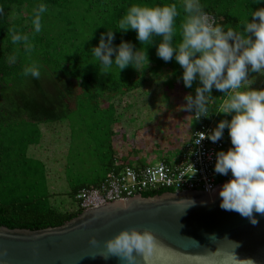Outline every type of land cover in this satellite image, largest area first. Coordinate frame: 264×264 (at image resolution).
<instances>
[{
    "label": "trees",
    "instance_id": "trees-1",
    "mask_svg": "<svg viewBox=\"0 0 264 264\" xmlns=\"http://www.w3.org/2000/svg\"><path fill=\"white\" fill-rule=\"evenodd\" d=\"M169 2H174V0H0V8L3 9V14L0 15V226L9 229L42 230L61 226L83 212L79 208L75 212H61L55 208L51 202L55 196L49 192L45 166L30 156V158L28 157L29 148L38 146L43 135L42 128L38 129V126L58 125L77 110L81 100H78L77 108L72 110L71 107L75 88L73 80L82 90L78 97L83 98L86 95H91V101H95V103L99 98L100 102L101 99L107 97L110 92L113 93V96L121 92V97L112 100V104H117L119 107L123 105L122 102L127 98V94L135 91L141 92L147 82L148 75L158 77L163 65L164 68H167V71L161 73V77L164 74V79H168L165 83L175 82L177 89L182 88V91L190 92H195L196 87L200 86V82L197 85L193 82L191 88H187L185 85L178 88L177 85L183 83V71L173 69L171 61H163L158 64L159 59H162L157 55V46L161 42V37L157 36L152 45L146 46L138 41L135 30L129 29L127 32H123L117 29L119 20L131 5L140 4L154 7L172 4ZM40 3H45L48 10L42 15V30L36 33L32 18L34 9ZM179 3L182 4V2ZM201 3L204 5L205 11L213 14L217 23L225 25L226 28L236 27L241 30L243 29L241 24L247 18L249 21L253 19L250 15L251 10L255 11L264 7V0H261L259 4L255 0H201ZM177 7L180 15L176 18L175 23L177 30L175 42L179 43L181 40L180 25L184 21L186 13H184L182 5H177ZM13 29L18 33L28 35L27 43L33 46L31 50L26 48L24 41L12 42ZM108 29H113L115 33L114 46L119 45L122 40L129 41L136 49L140 48L148 53L149 64H158L157 68L147 66L143 82L138 78L134 81L131 77L127 83H121L118 80L110 82L112 74L108 73L104 77L105 74L100 73L99 66L92 63L95 58L91 55V49L98 46L101 34L106 33ZM11 56H16L15 63L9 62ZM33 61L42 66L41 77L38 80L22 75L23 68ZM148 69L151 70L148 71ZM170 74L172 75L170 76ZM259 76L261 77L260 82L257 81ZM249 78H254V82L250 85L251 88L264 89V75L250 72ZM212 96L213 98L209 102L210 110L215 111L227 97L226 94L215 88L212 90ZM164 97L166 96L163 93V100ZM169 98L171 99V97ZM143 100L141 102L145 103ZM136 105L137 101L129 106L135 108ZM147 105L145 104V107ZM120 108L117 113L124 114L121 110L127 107ZM107 110L112 109L107 108ZM147 110L150 113L151 108L147 107ZM227 118L224 113L216 112H212L207 118L201 117L202 120L212 123L213 126H217L220 120ZM193 120L196 123V129L199 126V120H195L194 116ZM228 120L230 119L228 118ZM19 121V124L30 125L32 130L23 131L8 127ZM6 127L8 128L5 129ZM115 128L112 131V137L118 133ZM153 128L144 124L140 126L139 130ZM122 130L119 129L120 132ZM226 130L228 129L226 128ZM15 131L16 136L13 137ZM193 132L194 129L182 125L180 152L191 140ZM137 134L136 131L134 140L127 142L124 148H120L116 144L118 153L113 155L112 161L109 163L111 170L108 174L112 171L120 172L128 166H134L127 164L126 157L122 156L141 148L144 139L137 137ZM122 136H124L123 133ZM140 139L141 141H139ZM132 142L134 144L138 142V144L131 146ZM112 143H114V139ZM126 148L128 150L125 152ZM153 149L154 147H150L149 151H153ZM102 180L89 186H96ZM222 181L224 179L220 182ZM89 186L71 187L70 198L75 201L74 197L79 190ZM164 192L172 191L160 190L141 195L144 198H149Z\"/></svg>",
    "mask_w": 264,
    "mask_h": 264
},
{
    "label": "clouds",
    "instance_id": "clouds-1",
    "mask_svg": "<svg viewBox=\"0 0 264 264\" xmlns=\"http://www.w3.org/2000/svg\"><path fill=\"white\" fill-rule=\"evenodd\" d=\"M255 2L259 4L261 0ZM182 8L186 16L180 25L179 43L175 42V23L180 11L175 3L154 7L133 4L119 20L117 29L135 30L138 41L146 46L152 45L157 36L161 37L157 55L166 62L174 58L179 63L185 87L191 88L194 81L200 82L195 96H185L186 103L182 105V110L194 113L195 120L207 118L212 112L231 115L230 120H220L211 132H200L194 143L199 144L205 137L215 143L228 129L233 147L217 152L214 166L216 173L232 175L219 191L220 207L238 212L255 225L258 223L255 214L264 215V89L250 87L254 78L250 79L249 73L264 75V7L251 10L253 19L247 18L241 24L242 30L217 23L213 14L205 11L201 0H183ZM47 10L45 3L34 9L32 24L36 33L42 30V15ZM11 39L13 43L24 41L28 50L33 47L27 43L28 35L15 29ZM114 39L113 29H108L101 34L98 46L91 49L95 58L92 63L99 66L101 74L111 73L113 66L120 73L130 65L141 72L149 65L148 53L136 49L129 41L122 40L114 46ZM15 61L16 56L9 57V62ZM41 67L33 61L23 68L22 75L38 80ZM213 88L227 97L215 111L210 110L209 103ZM95 242L93 238L92 243ZM106 246L110 253L129 262L136 258L132 255L133 249L148 257L159 247L151 231L135 228L120 231L106 241ZM248 261L255 264L252 259Z\"/></svg>",
    "mask_w": 264,
    "mask_h": 264
},
{
    "label": "water",
    "instance_id": "water-1",
    "mask_svg": "<svg viewBox=\"0 0 264 264\" xmlns=\"http://www.w3.org/2000/svg\"><path fill=\"white\" fill-rule=\"evenodd\" d=\"M219 183L206 194L135 195L84 210L61 226L42 230L0 226V264H264V215L258 223L220 207ZM149 230L159 247L134 261L110 253L106 241L122 230ZM95 238V243L92 239Z\"/></svg>",
    "mask_w": 264,
    "mask_h": 264
},
{
    "label": "rangeland",
    "instance_id": "rangeland-1",
    "mask_svg": "<svg viewBox=\"0 0 264 264\" xmlns=\"http://www.w3.org/2000/svg\"><path fill=\"white\" fill-rule=\"evenodd\" d=\"M179 2L183 3L179 0L169 3L182 5ZM163 61V59H159L158 64ZM170 61L173 63L171 66L173 69L183 71L176 60ZM158 64L153 63L148 66L157 68L156 65ZM146 69L147 67L141 72L130 65L119 73V69L114 66L111 69L112 75L109 81L118 80L121 83H127L130 81L129 77H131L134 81L138 78L143 82L147 72ZM163 71H167L164 65L159 71L158 77L151 74L146 77L147 82L144 83L145 86L141 90L140 96L139 91L127 94V98L122 102L123 105H120V107H127L122 108L123 115L117 113L120 107L117 104H112L113 99L121 97V92L114 96L110 92L108 98L105 97L100 102L99 98L95 103V101H91V95H86L83 98L78 97L82 90L73 80L75 88L71 99V107L72 110L77 108L76 104L78 100H81L77 110L71 113L67 120L58 125L44 124L38 126V129L42 128L43 130L40 143L38 146L30 147L28 151V157L30 156L45 166L47 186L49 192L55 196L51 200L55 208H58L61 212L77 211L79 208L77 202L70 198L71 187L89 186L104 179L111 170L109 163L112 161L113 155L118 153L116 144L120 148H124L127 142L134 140L136 131L138 133L137 137L144 139V141L141 148L136 149L137 151L122 156L126 157L127 164L147 167L155 166L164 161L173 165L177 161L182 148V145L180 146L182 125L191 128L196 125L193 120L194 113L182 110V105L186 103L185 96L191 94L194 97L196 93L182 91V88L177 89L175 82L168 81L169 83H165L168 79H164V74L161 77ZM257 81H261L260 76L257 77ZM198 82L194 81L195 85ZM182 85L184 84L179 83L177 87L180 88ZM163 93L166 96L164 101L162 99ZM142 99H144L145 104H148L149 109H152V105L155 107L153 113L147 115V107L141 103ZM136 101L137 107L130 108L131 103ZM107 108L112 110H107ZM225 115L229 119L232 118L230 114ZM19 123L20 121L8 127L23 131L32 130L30 125ZM144 124L154 128L139 130L140 126ZM114 127L118 130V133L115 137H112ZM120 128L123 129L122 132L119 131ZM122 133L124 136H122ZM15 136L16 131L13 132V137ZM113 139L114 143H112ZM130 144L135 146L138 142ZM150 147H154L153 151H149ZM145 149L147 150L146 153ZM127 150L128 148L125 149V152ZM120 153L119 155H121Z\"/></svg>",
    "mask_w": 264,
    "mask_h": 264
},
{
    "label": "built area",
    "instance_id": "built-area-1",
    "mask_svg": "<svg viewBox=\"0 0 264 264\" xmlns=\"http://www.w3.org/2000/svg\"><path fill=\"white\" fill-rule=\"evenodd\" d=\"M212 16V15H211ZM214 17V16H213ZM199 119L191 140L185 144L177 161L172 165L160 162L155 166H128L120 172L112 171L98 185L82 188L75 195L79 209L96 208L135 195L154 193L160 190L172 192L198 191L211 194L222 179L229 181L228 175L214 170L216 153L233 147L228 130L217 142L205 137L199 144L194 139L200 132L209 133L215 126Z\"/></svg>",
    "mask_w": 264,
    "mask_h": 264
},
{
    "label": "crops",
    "instance_id": "crops-1",
    "mask_svg": "<svg viewBox=\"0 0 264 264\" xmlns=\"http://www.w3.org/2000/svg\"><path fill=\"white\" fill-rule=\"evenodd\" d=\"M164 101V100H163ZM163 101H160V102H163ZM139 102V101H138ZM142 103V102H141ZM133 104V102L131 103V105ZM145 103H143V105H144ZM145 109V108H144ZM154 109H155V107H153L151 110H150V113H153L154 112ZM147 110V109H146ZM147 115H149V111L147 110ZM190 129H195V127H193V128H191L190 127ZM136 166H140V165H136Z\"/></svg>",
    "mask_w": 264,
    "mask_h": 264
}]
</instances>
